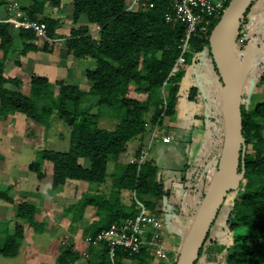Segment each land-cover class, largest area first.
I'll list each match as a JSON object with an SVG mask.
<instances>
[{
  "label": "trees",
  "instance_id": "obj_1",
  "mask_svg": "<svg viewBox=\"0 0 264 264\" xmlns=\"http://www.w3.org/2000/svg\"><path fill=\"white\" fill-rule=\"evenodd\" d=\"M17 1L18 10L24 16L45 22L46 36L58 37L60 20L52 12L47 14L45 11L47 4L59 7L62 0ZM152 1L155 5L151 8L130 11L126 9L127 0H73V22L79 23L84 17L88 24L73 27L66 37V46L68 53L76 58L95 59V67L86 71V78L91 82L87 91L75 83L52 81L48 76L35 74L31 76L30 93L22 92L21 79L6 77L5 67L9 55L16 51L18 44L23 47L22 54L39 49L38 44L33 42L38 35L32 28H16L9 21L0 20V115L19 112L46 128L54 116H59L71 127L69 149L38 150L37 158L29 169L43 178L41 163L48 160L53 163L54 185H65L69 180L103 184L109 175L110 162L115 161L109 192L87 191L77 201L64 206V211L71 214V232L77 230V224L84 219L88 206L96 208L98 218L85 228V238L96 236L112 222L135 217L139 212L136 198L146 203L150 212L158 211L151 198L161 199L169 192L160 179L159 167L146 157L141 163L120 162L119 159L128 151V144L140 139L147 131L149 117L153 124H160L165 116L172 118L176 114L180 83L187 65L198 61L207 51L208 58L217 69L210 51L209 35L221 15L210 17L206 33L198 29L190 36L188 50L183 53L184 63L173 72L182 54V38L185 37L186 28L171 18V0ZM6 3L7 0H0V7L4 6L7 11ZM246 13L247 8L243 15ZM91 25L99 27L97 37L92 34ZM233 32L232 27L229 36L232 59L236 41ZM43 50L48 51L46 42ZM261 79L264 80V74ZM219 80L222 83L220 76ZM131 87L137 93L146 94V97L128 96ZM196 92L197 89L191 87L189 99H194ZM224 96L228 108L225 92ZM93 101L97 105L96 112H92L88 106ZM106 105L117 109L120 114L119 123L111 130L98 125L100 109ZM241 107L246 143L245 175L239 187L229 191L213 223L224 215L226 241L214 238L210 231L195 264L201 260V264H264V100L253 108L243 104ZM224 117L221 119L224 124L218 147L219 158L225 147L227 112ZM241 151L238 173L242 170ZM142 154L139 149L134 155L140 158ZM218 161L211 186H207L209 180L205 172L193 187L194 194L202 199L197 220L218 175ZM11 187L0 188V198L13 203ZM123 189L135 193L136 198L130 206L122 202ZM17 216L20 221L13 227H10L9 220H0V254L7 257L19 254L27 233H42L47 226L45 219L37 218V207L27 200L19 202ZM246 227L251 231L242 233L241 229ZM98 247V250L88 253V263L112 264L107 243L100 242ZM72 249L73 245H63L57 255V263H76L82 253ZM179 253L171 264H176ZM153 258L147 246L133 254L118 247L115 261L116 264H128L126 260L151 264Z\"/></svg>",
  "mask_w": 264,
  "mask_h": 264
},
{
  "label": "rangeland",
  "instance_id": "obj_2",
  "mask_svg": "<svg viewBox=\"0 0 264 264\" xmlns=\"http://www.w3.org/2000/svg\"><path fill=\"white\" fill-rule=\"evenodd\" d=\"M9 1L10 2L7 3V8H8L7 14L11 16L12 11L11 10L9 11V6L14 8V12H15V10L18 8L19 1L17 0H9ZM131 2L132 0H127L126 6ZM72 3L73 0H62L61 5L59 7H52L49 4H47V10L45 12L47 14H49V12H52V15H54L55 17L57 16V18L60 20L61 24L57 28L58 37H55L54 39H50L44 37L43 35L40 36L38 35V39H36L33 42L35 44H38L39 46V49H37V51L40 50L42 52V55L41 54L40 55L43 56L42 58L45 60V63L43 65L49 64L51 67H53L52 70L48 73L47 71L44 70V72H46V74L50 76V79L52 81L62 80L66 83L73 82L75 84H78L83 90L87 91L90 88L91 82L86 78V71L89 68H94L96 63H95V59L92 57L76 58L74 55H71L70 53L67 52L66 37L70 35L71 29L80 24H88L87 20L84 17L79 23L73 22ZM3 9H5V7H3ZM4 12L6 13V10H4ZM18 12L22 14L20 10ZM46 13H44V15ZM234 26L235 23L233 24V30L235 29ZM90 27L92 34L95 37H97L99 27L97 25H91ZM44 42L47 43L48 51L43 50ZM22 48H23L22 45L18 44L16 46V51L13 54H10L9 56H11L12 58H17L20 57V55H24L21 53ZM56 53L59 54L58 56L60 57V59L55 58V55L53 54ZM207 54H208L207 51H205L204 56L207 57L206 58L207 60H210ZM1 55H2V51L0 50V57ZM49 55L53 57H52V61L48 62L47 60L48 57H50ZM26 64L24 66L21 64L22 67L18 69V73L20 74V77L17 75L16 77H19V79H21L22 82L21 91L24 93H30L29 83L31 78L29 77L37 73L32 72L31 64H28L27 68H24ZM46 67L47 66H45V68ZM195 82L197 83V81H195L194 78L193 80L191 79L184 80L183 86L181 88V95L183 97L187 96V93L191 88V84L192 83L196 84ZM261 82H262L261 87L263 94L261 95L259 94V96L257 97L254 96L248 102L244 99L243 95L241 94L240 96L241 104H243V106L245 107L250 106V108H253L258 102L264 100V80L261 79ZM9 85L13 86L12 84ZM197 85L199 84L197 83ZM198 89L200 90V88ZM128 96L133 98L144 99L146 97V94L137 93L135 89L131 87ZM206 96H210V98L208 97L206 99L201 98L202 100H206L202 109H199L201 108L200 104L198 105L196 104L194 106L195 108L191 106L189 109L185 108L184 110H182L183 112L189 110V112L184 115L185 119L190 120L191 116L192 118H196L195 117L196 115L194 114H203L204 115L203 118H205V122L208 123L209 119L211 118L210 114L211 116H214L215 114V112H213V109L211 108L224 105L223 103L222 104L220 103L221 101L224 100H223V94L219 90V87L214 92L213 96H211V94ZM94 100L96 101V98H94ZM200 101L201 100H199V102ZM88 106L92 112H96L97 105L95 104L94 101L89 102ZM151 114L152 111L150 112V116ZM119 116L120 114L118 113L117 109L111 108L110 106L107 105L103 106L100 109V117L97 119L98 125L105 129H109V130L114 129L115 126L119 123V118H118ZM10 118H11L10 120L8 119L7 121H5L8 122V126L4 128V130L3 128H0V188L1 189L6 188V186H8L7 181L11 182L12 180V177L6 176L8 173L7 168H9L10 170L13 168L14 171L16 170V166L13 164V161L11 164H9L10 160L8 159V156H11V154L13 156L16 155L15 149L11 146L14 144V142L18 140L21 141V144H24L27 147L28 152L30 150L34 151L38 147H47L56 150L66 151L69 149V143H70L69 136L71 133L70 131L71 127L68 124H66L63 119L59 118V116L53 117L54 123H52L53 125L51 124L52 126L48 128L46 127L43 128L37 122L33 121L32 119L28 118L26 115L22 113H15ZM177 118H178V114L176 112V114L172 116V118H170L169 116H165L162 119V123L153 124L152 121L150 120L151 117H149L148 119L150 122L148 123L147 128H151V131L147 129L148 131L144 133L143 153L159 167L160 175L163 178L162 181L164 182V187L166 188L170 187L171 191H174L176 188H178L174 192H176L177 195L181 193L184 199V200L182 199L184 204H182L183 203L182 202L180 207L173 204L175 199L178 197H173L172 195L170 199H168L167 196H164L161 199H156V201H153L156 204V208L160 213L170 215V217H168L166 221V224L164 223V227H162V229L165 228L166 226H169L170 228L166 227L165 229H163L164 230L163 240L165 241L164 243H166L167 246V252H165L166 255L163 254L157 255L158 259L162 261H154L151 262V264H171L170 262H168V260L174 261L176 259L177 254L180 252L186 240L188 239L194 223L197 221V216L201 208L200 205L202 203V199L196 194L195 195L193 194L194 193L193 185L195 184L196 186L198 182H194V183L191 182L190 184L192 185L191 187L188 188L189 182L185 183L184 180H179V182L177 181L178 178L181 177L184 172L185 169L184 165H186L192 159L191 157V159L189 160L190 156H189L188 145H186L181 140H178L176 137L171 141H166L162 137L163 129H165L166 127L169 128L168 126L170 125L171 121ZM0 120L3 121L2 117H0ZM188 124L190 123L188 121H185V125ZM154 128L158 129V133L153 136L152 132ZM219 130L222 131V128ZM169 132H172V130H169ZM12 141L14 142L11 143ZM32 152H30L29 154H32ZM133 154L134 152L130 153L128 156L124 155L125 157L124 156H123L124 158L121 157L122 158L121 160L124 162L125 161L140 162L141 158H136L135 155H134L135 158H133ZM198 157L199 158L201 157V153L200 156ZM114 162L115 161L110 162L109 175L107 180L103 184L86 183L85 181H81V180H75V181L69 180L65 185L58 186V185H53L50 178L47 177L45 179V184L49 185L51 190H55V192H57V194L54 195L53 197L49 196L51 201L49 205L50 207H46L47 209L45 210L43 209L41 212L37 208L38 210L37 217L39 219L41 218L45 219V221L49 224V227H47V231H45L44 233H36L34 236H31L29 233V237H28L29 239L25 243L20 253L14 257H7L0 254V264H26L24 253L28 254L27 250H29V246L31 245L32 242L34 244L36 243L37 245L40 244L42 246L40 253L59 254L58 251H60L61 241L63 243L64 241L63 239L68 237V234L64 229V226L65 225L68 226L72 222L71 214L66 212V210L64 211V206L77 201L87 191L97 190L98 192H109L112 184V173L115 165ZM198 163L199 162L196 161L197 165ZM29 164L30 162L26 163V161L24 162L23 165L20 164V167L22 168V173H27ZM214 172L215 169H213L212 173L214 174ZM30 174L35 175V172H32ZM192 174L193 172L191 171L189 173V176ZM213 178L214 177L211 175L207 183V186L210 184V182L212 183ZM14 183L15 184L10 189V195L17 198L16 202H13V205L12 203L9 202V204L0 207V219L14 220L17 216V203L21 200V197L24 196L25 192L24 190L18 188L16 180ZM185 185L187 187H185ZM182 196L179 197L182 198ZM121 197L123 203L126 206H130L133 203L134 199L136 198L135 193L130 189L121 190ZM1 200H0V204H3L1 202L5 200L3 199ZM171 200H173V203L171 202ZM135 201L137 203V198ZM92 217H94V211L91 212L90 209H87L84 219L77 224V229L80 228L79 231L84 233L85 228H87L86 226L90 222V219ZM59 221L60 222L62 221V223H64V226L61 225L53 228L54 223ZM14 224L15 222L12 223V225ZM224 225H225L224 215L222 214L221 216L218 217L217 223L215 222V224L212 225L210 230L211 235L221 242L226 241V237H225L226 230ZM247 231H251V230L248 227L241 229L242 233H245ZM77 236H79V233H77ZM172 256L175 259H172L173 258ZM80 258L81 259H79L76 262V264H88L87 256L82 254V257ZM201 261L199 264H201ZM127 262L128 264H137V261L135 260H129Z\"/></svg>",
  "mask_w": 264,
  "mask_h": 264
},
{
  "label": "crops",
  "instance_id": "obj_3",
  "mask_svg": "<svg viewBox=\"0 0 264 264\" xmlns=\"http://www.w3.org/2000/svg\"><path fill=\"white\" fill-rule=\"evenodd\" d=\"M9 2L10 1L7 0V3H9ZM3 7L4 6L0 7V20H3L4 18L8 17L7 11L5 13L4 10H6V9H3ZM246 8H247V13L245 14V16L243 15L240 18V20H239V22L235 28V34H234V35H236L238 33V31L240 29H242L244 34H245V39H244V43L242 45L234 43L235 45H234L233 63H234L235 69L238 72L237 78H238V85H239L240 94H242L244 99L248 102L254 96L257 97V96H259V94L260 95L263 94L262 93V87H261V85H262L261 78H262V75L264 74V0H252ZM5 14H7V15H5ZM57 32H58V30H57ZM40 54L42 55V52L40 50H38V51L37 50L36 51L31 50V51H28L24 55H20V57H17V58H12L11 56H9L8 57L9 59L7 61V64H6L5 73H4L5 76L6 77H16V75H17L20 77V74L18 73V69H20L22 67L21 64L24 66L26 63L27 64L24 68H27L28 64H31L32 65L31 70L33 73H37L39 75H44V76H49L48 74H46V72H44V70L47 71V73H48L52 70L53 67H51L49 64L43 65L45 63V60L42 58L43 56H41ZM53 55H55V58L60 59V57L58 56L59 55L58 53L53 54ZM52 57L53 56H50V57H48V60L47 59L46 60L48 62L52 61ZM200 58L201 59H199L195 63H193L191 65H187V67H185V74H184L182 81L180 83V88H179V92H178V101H177V105H176L178 118L175 120H172L170 125L168 126L169 128L166 127L165 129H163V132H162L163 133L162 137L164 139H165V137H169V139H167V140L165 139L166 141H171L176 137L178 140H181L186 145H188L189 156H190L189 160L192 157V159L190 160V162H192V163L188 162L186 165H184V167H185L184 172H183L182 176L179 177L177 180L178 182H179V180H184L185 183L189 182L188 188L191 187V185H192V184H190L191 182L192 183H194V182L199 183L200 179H201V175L204 174L205 172L207 175V180H209L210 176L211 175L213 176V173H212L213 169H215V171H216V162L218 159H220V158H218V147L220 145L221 135L223 133V130L220 131L219 129H221V128L223 129L224 123L221 119L225 118L224 115L227 112V107L225 105L224 88L222 87V83L219 80V74L217 72V69L214 67L211 60L206 59L207 58L206 56L203 55ZM45 66H47V67L45 68ZM8 73H11V74H8ZM29 78H31V76ZM193 78L199 84V85H197L196 82H195L196 84H193V83L191 84V87H195L197 89V92L194 96V99H189V94H188L189 92L187 93L186 97H183L181 95V88L183 86L184 80H190V79L193 80ZM218 87H219V90L221 91V93L223 94V100H224V101H221L220 103L221 104L223 103L224 105L218 104V105H220L219 107L216 106L215 108H211V109H213V112H215V114H214V116H211V114H210L211 118L209 119L208 123L205 122V118H203V116H204L203 114H194V115H196L195 116L196 118H192V116H191V119H193V120L185 119L184 115L186 113H188L189 110L186 112H183L182 110H184L185 108L189 109L191 106L194 107L196 104L197 105L200 104L201 108H199V109H202L206 100H202L201 98H204V99H206L207 97L210 98V96H206V95L211 94V96H213L214 92L218 89ZM198 88H200V90ZM25 94H29V93H25ZM199 100H201V101L199 102ZM201 103H202V106H201ZM17 113H19V112H17ZM13 114H15V113H13ZM13 114H8L7 116L0 115V117H2V119H3V121L0 120V128H3V130H4V128H6L8 126V122H5V121H7L8 119L10 120L11 119L10 117L13 116ZM185 121H188L190 124L185 125ZM52 123H54V120L51 122V124ZM51 124L49 125V127L53 125V124L52 125ZM42 127L45 128L44 126H42ZM148 130L151 131V128H148ZM169 130H172V132H169ZM157 133H158V129L154 128L152 135L154 136ZM143 141H144V135L140 139H136V140L130 142L128 144V151L124 155L128 156L132 152H134V154H135V152L139 149H141V152L143 153L144 152ZM13 142L14 141H12L11 143H13ZM11 146L15 149L16 155L13 156L11 154V156H8V159L10 160L9 164H11L13 161V164L16 166V170L14 171L13 168L11 170L9 168H7L8 173L6 176L12 177L11 182L7 181V184L13 186L15 184L14 182L16 180L18 188H20L21 190H24L25 194L23 197H21V200L19 198V200H20L19 202L27 200L28 202L34 204L40 212L43 209L44 210L47 209L46 207H50L49 205L51 202L49 196L53 197V195L57 194V192H55V190H51L49 185L45 184V179L47 177H49L52 184L54 185V183H53V163L48 161V160H45L41 163V171L44 173L43 178H39L37 176L36 172H35V175L30 174L34 171L29 169V165L32 163L33 160H35L37 158V151L44 149V148H47V147H38L34 151L30 150L28 152L27 147L24 144H21V141H19V140L14 142V144ZM69 147H70V143H69ZM49 149H52V148H49ZM30 152H32V154H29ZM200 153H201V157L199 158L198 156H200ZM134 154H133V158H135ZM124 155H122L121 157H123ZM213 156H214V158H213ZM121 157H120L119 161L124 162L121 160L122 159ZM146 158L150 159L147 156H146ZM25 161H26V163L30 162V164L28 165L27 173H22V168L20 167V164L23 165ZM196 161L199 162L198 165L196 164ZM213 166H214V168H213ZM113 171H114V168H113ZM191 171L193 172V174L189 176V173ZM197 175H198V177H197ZM159 176H160V179L162 181L163 178L160 175V171H159ZM73 181H75V180H73ZM86 183H89V182H86ZM162 183L164 184L163 181H162ZM194 186H195V184L193 185V187ZM185 187H187V186L185 185ZM164 188L169 190L168 195H166L168 197V199H170L171 195L173 197H178L175 199L174 203H173V200H171V202L174 205L180 207L181 203L183 202L182 201L183 196L181 193L179 195H177L176 192H174L178 188H176L174 191H171L170 187H168V188L164 187ZM57 191H59V190H57ZM179 196H182V198ZM16 199L17 198L14 197V200H15L14 202H16ZM151 200L156 201V198L153 197V198H151ZM19 202L17 203V211H18ZM1 203H3V204H0V207L4 206L6 204H9V202H7V201H3ZM182 204H184V202ZM12 205H13V203H12ZM87 209H90L91 212L94 211V217H92L90 219V222L87 224V226H88L94 220H96L98 217L96 216V208L95 207L88 206L86 208V210ZM38 210H37V213H38ZM149 212H150V210H149ZM151 213L156 215L157 217H159L162 220V222L165 224H166L168 217H170L169 214H162L159 211H157L156 213H153V212H151ZM85 214H86V211H85ZM84 217H85V215H84ZM0 220H3V219H0ZM9 221H10V227H13L15 224L12 225V223L13 222H15V223L19 222V218H18V216H16V218L14 220L10 219ZM61 225L64 226V223H62V221L61 222L60 221L55 222L53 228L61 226ZM68 226H66V225L64 226V229L66 230V233L68 234V237L63 239L64 240L63 243L61 241L60 251H58V253L61 252V250H62L61 247L63 245H73L72 250L75 252H79V253H82L83 251H87L88 253H90V251L93 252V251L98 250L99 245L96 246L94 244H89L85 240L83 233L79 231L80 228L77 229L75 232H71ZM25 227H27V226H25ZM47 227H49L48 223H47L45 231H47ZM163 227H164V225H163ZM166 227H169V226H166ZM165 228H163V229H165ZM44 232H42V233H44ZM163 232H164V230H163ZM77 233H79V236H77ZM35 234L36 233H32L30 235L34 236ZM87 236H89V235H87ZM28 237H29V234L27 233V235L25 237V241L21 247V250L24 247L27 240L29 239ZM164 242L165 241L163 240V244H164L165 250L167 252V246H166V243H164ZM41 248H42V246L40 244L37 245L36 243L35 244L33 242L31 243V245L29 246V250H27L28 254L24 253V258L26 259V264H58L56 261L58 254L40 253ZM151 254L154 256L152 262L162 261V260L158 259V256L155 255L154 253H151ZM81 257H82V255H81ZM87 257H89V254H87ZM79 259H81V258H79ZM172 259H175V258L173 257ZM127 261H129V260H126V262ZM87 262H88V258H87ZM168 262L172 263L173 261L168 260ZM74 264H76V263H74Z\"/></svg>",
  "mask_w": 264,
  "mask_h": 264
},
{
  "label": "water",
  "instance_id": "obj_4",
  "mask_svg": "<svg viewBox=\"0 0 264 264\" xmlns=\"http://www.w3.org/2000/svg\"><path fill=\"white\" fill-rule=\"evenodd\" d=\"M251 1L230 0L209 35L210 51L222 80L228 102L225 147L218 162L219 172L209 198L186 243L180 250L176 264H195L220 207L228 196L229 191L237 189L245 175L244 156L246 143L243 135L241 97L229 36L233 24L235 23L234 28H236L239 19L243 16L246 7ZM240 150H242V170L238 173Z\"/></svg>",
  "mask_w": 264,
  "mask_h": 264
},
{
  "label": "built area",
  "instance_id": "obj_5",
  "mask_svg": "<svg viewBox=\"0 0 264 264\" xmlns=\"http://www.w3.org/2000/svg\"><path fill=\"white\" fill-rule=\"evenodd\" d=\"M230 0H171L172 9L171 18L174 21L181 22L185 28V37L182 38V54L179 56L176 65L173 68L175 72L179 65L184 63L183 53L188 50V40L192 34L198 29L206 33L211 22V16L221 15ZM155 5L152 0H132L126 6L127 10L137 11L141 9L151 8ZM15 7V6H14ZM8 10V8H7ZM11 16L8 15L5 21H9L16 28L25 27L32 28L37 35H43L46 38V24L44 21L31 20L20 14L18 8L14 12V8L9 6ZM235 44L242 45L244 43L245 34L242 29L235 35ZM54 39V38H50ZM169 139V137H165ZM143 153L140 157V163L145 158ZM139 212L135 217H130L122 221L112 222L111 225L100 231L96 236H89L85 240L89 244L99 245L100 242H106L108 245L109 257L112 264H116L115 258L117 248L127 249L129 253H138L143 247H149L151 253L155 255H166L165 246L163 244V225L162 220L156 215L149 212L146 204L137 199ZM87 256L88 252H82Z\"/></svg>",
  "mask_w": 264,
  "mask_h": 264
}]
</instances>
